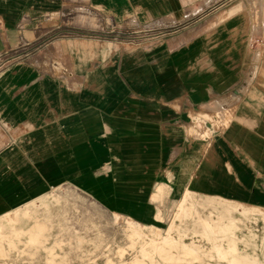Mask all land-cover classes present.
<instances>
[{"label":"crops","instance_id":"obj_1","mask_svg":"<svg viewBox=\"0 0 264 264\" xmlns=\"http://www.w3.org/2000/svg\"><path fill=\"white\" fill-rule=\"evenodd\" d=\"M65 189L160 229L264 210V0H0V217Z\"/></svg>","mask_w":264,"mask_h":264},{"label":"rangeland","instance_id":"obj_2","mask_svg":"<svg viewBox=\"0 0 264 264\" xmlns=\"http://www.w3.org/2000/svg\"><path fill=\"white\" fill-rule=\"evenodd\" d=\"M109 35L102 36L106 45ZM190 201L171 206L156 232L100 210L73 190H56L20 214L0 217L5 229L9 223L24 229L22 235L8 231L7 239L0 231V264H264V210L248 208L240 232L233 223L226 231L197 232ZM26 208L31 212L22 214Z\"/></svg>","mask_w":264,"mask_h":264},{"label":"bare ground","instance_id":"obj_3","mask_svg":"<svg viewBox=\"0 0 264 264\" xmlns=\"http://www.w3.org/2000/svg\"><path fill=\"white\" fill-rule=\"evenodd\" d=\"M156 232H159L161 229L160 228H154Z\"/></svg>","mask_w":264,"mask_h":264}]
</instances>
